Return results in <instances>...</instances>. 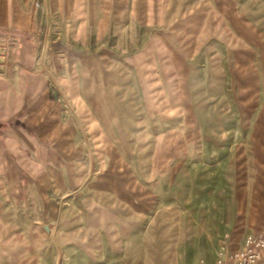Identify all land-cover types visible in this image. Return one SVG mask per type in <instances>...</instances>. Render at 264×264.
I'll return each mask as SVG.
<instances>
[{"label":"rangeland","instance_id":"obj_1","mask_svg":"<svg viewBox=\"0 0 264 264\" xmlns=\"http://www.w3.org/2000/svg\"><path fill=\"white\" fill-rule=\"evenodd\" d=\"M181 6L182 17L107 36L115 48L106 54L121 66L119 97L100 100V114L92 105L94 118L115 121L117 130L106 131L108 145L84 120L94 162L100 166L105 155L109 162L100 186L117 192L96 205L104 229L123 224L130 244L123 243L121 257L107 259L99 229L80 226L98 213L70 212V246L64 250L54 234L46 236L40 264H216L244 249L235 172L248 135L251 87L242 81L241 19L224 17L207 0ZM258 7L264 10V3L249 4L250 12ZM81 191L74 197L84 202Z\"/></svg>","mask_w":264,"mask_h":264},{"label":"crops","instance_id":"obj_2","mask_svg":"<svg viewBox=\"0 0 264 264\" xmlns=\"http://www.w3.org/2000/svg\"><path fill=\"white\" fill-rule=\"evenodd\" d=\"M185 1L0 0V264H40V244L53 234L65 250L70 246L65 234H74L70 212L85 218L90 208L98 216L90 214L95 220L80 226L99 229L107 259L121 257L130 234L124 237V225L113 220L104 229L96 205L100 196L117 192L100 186L109 162L107 155L101 167L94 162L84 120L101 130L108 145L106 131L117 130L115 121L94 118L92 105L100 114V100L119 97L121 66L106 54L115 48L107 36L182 17ZM207 1L224 17L241 19L242 81L251 91L248 135L235 174L240 175V219L249 237L264 230V10L250 12L249 4L264 0ZM88 47L97 52L86 53ZM80 189L87 192L84 202L74 197Z\"/></svg>","mask_w":264,"mask_h":264},{"label":"built area","instance_id":"obj_3","mask_svg":"<svg viewBox=\"0 0 264 264\" xmlns=\"http://www.w3.org/2000/svg\"><path fill=\"white\" fill-rule=\"evenodd\" d=\"M216 264H264V230L249 236L241 252L231 253Z\"/></svg>","mask_w":264,"mask_h":264},{"label":"water","instance_id":"obj_4","mask_svg":"<svg viewBox=\"0 0 264 264\" xmlns=\"http://www.w3.org/2000/svg\"><path fill=\"white\" fill-rule=\"evenodd\" d=\"M56 47V44L52 45L51 49H54Z\"/></svg>","mask_w":264,"mask_h":264}]
</instances>
